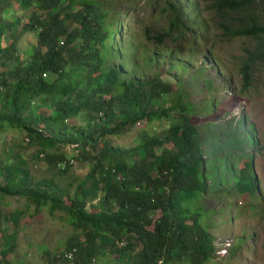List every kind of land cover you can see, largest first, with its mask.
<instances>
[{
  "label": "trees",
  "instance_id": "1",
  "mask_svg": "<svg viewBox=\"0 0 264 264\" xmlns=\"http://www.w3.org/2000/svg\"><path fill=\"white\" fill-rule=\"evenodd\" d=\"M67 1L0 0V128L5 124L25 132L55 169L67 161V167L60 169L63 173L70 169L69 157L50 153L48 148L74 145L78 156L92 162L89 186L80 187V197L73 198L52 179L33 178L27 163L20 161L22 165L14 167L6 159L7 163L0 160V198L18 197L35 205L36 212L48 207L51 213L62 210L67 215L75 233L50 264H99L96 258L107 254L124 264H172L176 260L208 264L215 254L212 235L203 226L202 209L191 208L210 191L202 139L193 126L195 108L185 91L174 97V86L158 77L125 79L121 69L106 66L103 53L108 32L98 7L89 0H70L79 8L63 14ZM179 2H163L160 13L169 12L167 27L148 28L147 40L172 51L168 56L172 71L187 72L189 64L181 66L175 56L179 54L171 47L195 40L209 44L215 24L220 31L208 46V57L216 58V45L242 39L239 71L242 93L248 92L264 70V0H203L206 5L202 13L195 10L193 23L187 22L189 16ZM15 4L24 11L35 6L28 22L21 25L15 15L5 17ZM27 32L36 34L37 45L24 61L17 51L19 36ZM6 39L9 42L4 46ZM168 40L174 45L165 44ZM12 62L15 67H10ZM45 73L56 78L47 82L42 78ZM175 78L180 88L184 83ZM205 82L211 89L212 80ZM168 95L172 96L166 102ZM77 119L84 124H73ZM142 122L159 123L160 135L143 136L131 150L113 148L107 142V138L131 133ZM251 140L256 142L255 137ZM236 179L238 184L232 181L240 194L258 193L254 166L241 170ZM24 212L16 209L3 215L0 209V231L5 236L0 264H9L17 239V232H9L7 223L19 226ZM74 249L78 251L75 258L66 259L65 254Z\"/></svg>",
  "mask_w": 264,
  "mask_h": 264
},
{
  "label": "rangeland",
  "instance_id": "2",
  "mask_svg": "<svg viewBox=\"0 0 264 264\" xmlns=\"http://www.w3.org/2000/svg\"><path fill=\"white\" fill-rule=\"evenodd\" d=\"M89 1L98 7V15L102 16V24L108 32L103 53L106 66L121 69L126 75L125 79L134 77L139 80H153L158 77L174 86V97L178 92L185 91L188 101L195 108L193 126L198 129L202 139L210 191L199 203L192 204L191 208L193 211L202 209L203 226L212 235L215 254L208 264H264V70L256 75L251 89L242 93L243 82L239 67L245 42L236 39L230 44L216 45V58H209L210 43L213 44V36L219 35L220 31L214 24L209 44L204 45L201 40H195L171 47L179 54L178 57L175 55L179 64L184 66L187 62L191 68L187 72L180 69L172 71L168 57L172 51L166 52L162 46H154L146 38L148 28L158 31L167 27L169 12L160 13L165 6V0ZM172 1H180L189 16L187 22L190 23L197 17L195 10L198 8L202 13L203 6L206 5L203 0ZM78 6L69 0L62 13L75 11ZM34 11L35 6L24 11L15 4L5 13V17L15 15L22 25ZM206 18L208 20V15ZM22 29H18V33ZM19 39L17 57L25 61L28 52L37 45L36 34L27 32L20 35ZM8 42L6 39L3 45H8ZM165 44L174 45L169 40ZM150 57L155 60L150 62ZM15 65L16 62H12L10 67ZM200 69L203 72L196 76ZM175 76L184 83L180 88ZM55 78V75L47 74L45 80L51 82ZM209 79L213 82L211 89L205 82ZM172 95L165 96L164 100L169 102ZM59 99L60 97L55 102ZM0 101L1 105V98ZM50 109L55 111V106ZM72 123L83 125L84 121L77 119ZM163 125L166 126L167 123L164 122ZM159 126V123L142 122L129 134L106 140L113 148L131 150L140 144L143 136H159ZM253 137L256 142L251 140ZM48 150L50 153L64 154L70 161L74 160L67 173L60 172L58 167L53 168L45 155L38 153L40 147L30 142L25 132L5 124L0 128V160L7 163L8 159L14 167H19L18 165H22L19 162L23 161L27 163L33 178L52 179L73 198L76 195L80 197L79 188L85 184L89 186L87 181L92 168L90 158L78 156L74 145L62 144ZM157 153L160 154V150ZM252 166L255 167L261 191L250 197L237 191L236 178L239 179L241 170ZM228 181L230 183L227 184ZM225 184L227 185L222 187ZM90 185L97 187L96 182H91ZM0 209L3 215H9L16 209L25 211L19 226H15L13 221L7 223L9 232H17L15 248L8 256L9 264H50L65 251L68 240L75 233L62 210L51 213L48 207H44L36 212L35 205L18 197L0 198ZM158 216L156 213L155 218ZM5 223L3 221L2 225ZM4 237L0 231V247L3 246ZM100 257L96 258L99 264H124L112 254ZM172 264L190 263L176 260Z\"/></svg>",
  "mask_w": 264,
  "mask_h": 264
},
{
  "label": "built area",
  "instance_id": "3",
  "mask_svg": "<svg viewBox=\"0 0 264 264\" xmlns=\"http://www.w3.org/2000/svg\"><path fill=\"white\" fill-rule=\"evenodd\" d=\"M42 77L43 78H46L47 77V73L42 74ZM73 163H74V160H71L69 162V165L70 164H73ZM67 165H68V162L65 161V162L59 164L58 168L61 169V170H64L67 167ZM77 252H78L77 249H74V250H72L70 252H67L65 254V258L68 259V260H73L75 258V256H76ZM91 264H97V262L96 261H93Z\"/></svg>",
  "mask_w": 264,
  "mask_h": 264
},
{
  "label": "clouds",
  "instance_id": "4",
  "mask_svg": "<svg viewBox=\"0 0 264 264\" xmlns=\"http://www.w3.org/2000/svg\"><path fill=\"white\" fill-rule=\"evenodd\" d=\"M48 74V73H47ZM43 78V77H42ZM43 79H45V78H43ZM255 168V167H254ZM255 178H256V182L259 184L258 185V192H260L261 191V185H260V183H259V180H258V176H257V174L255 173ZM242 195V194H241Z\"/></svg>",
  "mask_w": 264,
  "mask_h": 264
}]
</instances>
